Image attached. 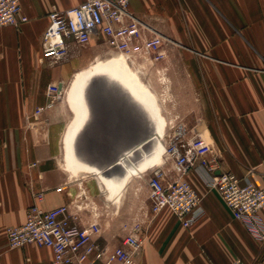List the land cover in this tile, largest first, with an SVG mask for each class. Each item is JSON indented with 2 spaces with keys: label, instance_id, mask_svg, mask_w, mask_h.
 Returning a JSON list of instances; mask_svg holds the SVG:
<instances>
[{
  "label": "crops",
  "instance_id": "1",
  "mask_svg": "<svg viewBox=\"0 0 264 264\" xmlns=\"http://www.w3.org/2000/svg\"><path fill=\"white\" fill-rule=\"evenodd\" d=\"M82 2L20 0L28 21L18 28H0V264H52L49 248L10 249L6 242V228L24 223L32 191L44 193L43 210L73 203L85 207L69 212L77 215L69 220L78 227L87 226L93 213L109 210L98 206L99 195L86 182L89 174L72 175L63 167V135L72 114L63 102L47 97L86 69L90 54L70 42L65 60H41L48 14ZM127 11L145 37L164 39L166 56L153 66L156 72L168 71L172 102L186 104L184 114L175 117L199 120L194 133L218 153L213 175L249 176L263 187L264 0H129ZM98 37L89 45H96ZM94 87L89 119L74 150L82 163L104 168L129 149L130 135L139 134L137 124L139 117L143 124L144 114L119 88L103 82ZM38 108L41 115L27 127L25 114ZM33 162L37 166L29 168ZM171 165L168 161V170ZM185 179L202 198L203 216L185 229L168 209L150 217L149 205L136 207L134 219L145 223L137 264H229L237 259L264 264V244L232 218L206 185L205 172L196 164ZM259 215L264 221V208ZM101 228L102 245L113 249L122 244L126 234L115 238L107 227Z\"/></svg>",
  "mask_w": 264,
  "mask_h": 264
},
{
  "label": "built area",
  "instance_id": "2",
  "mask_svg": "<svg viewBox=\"0 0 264 264\" xmlns=\"http://www.w3.org/2000/svg\"><path fill=\"white\" fill-rule=\"evenodd\" d=\"M128 3L129 0H83L64 11H51L41 39V60L53 63L65 60L70 42L85 45L93 36H99L105 40L110 52L123 56L131 64L135 61L151 65L160 62L166 56L162 49L164 39L159 35L145 37L140 23L127 11ZM27 21L21 13L20 0H0V28H18ZM63 91L57 86L47 97L52 102L59 99ZM42 111L38 108L26 113V126L30 127ZM218 157L197 132L186 139L171 140L165 147L161 166L149 169V216L154 217L168 209L185 229L203 216L202 198L185 179L190 168L197 164L208 176L206 185L219 195L232 218L241 223L254 240L264 244V221L259 215L264 208V186L255 185L249 176L238 178L225 172L214 176L218 170ZM167 161L172 164L170 170L164 168ZM36 166L33 162L29 168ZM31 197L32 204L25 212L24 223L5 230L10 249L26 245L49 248L53 254L52 264H137L143 244V220L134 219L122 244L108 249L98 241L102 228L97 213L91 215L92 220L87 226L78 227L70 224L69 219L75 220L77 215L70 216L69 212L71 209L82 212L85 207L81 204L43 210L40 204L44 193L32 191ZM91 210L96 211L95 208ZM149 216H145L147 221ZM229 264L244 263L237 259Z\"/></svg>",
  "mask_w": 264,
  "mask_h": 264
},
{
  "label": "bare ground",
  "instance_id": "3",
  "mask_svg": "<svg viewBox=\"0 0 264 264\" xmlns=\"http://www.w3.org/2000/svg\"><path fill=\"white\" fill-rule=\"evenodd\" d=\"M130 69L132 68L128 61L121 55L96 62L90 68L77 73L66 92L67 106L73 117L63 135V167L72 175L77 176L82 173L95 176L103 187L105 196L113 204L120 202V198L132 178L151 168L161 166L165 152L162 136L165 132L166 121L161 114L160 102L152 87H148L141 81L139 74L133 70L131 72ZM95 77H105L127 91L130 99L143 110L145 118L149 122L151 133L148 136L150 138L148 143L153 142V144L148 153L137 147L136 151H139L143 156V159L137 163L132 162L134 153L131 150L119 159L118 164L123 172L121 177L103 176L96 168L79 161L75 155L74 144L88 114L84 100V88L88 80Z\"/></svg>",
  "mask_w": 264,
  "mask_h": 264
},
{
  "label": "rangeland",
  "instance_id": "4",
  "mask_svg": "<svg viewBox=\"0 0 264 264\" xmlns=\"http://www.w3.org/2000/svg\"><path fill=\"white\" fill-rule=\"evenodd\" d=\"M82 48V52L89 53V62L86 66V69L90 68L96 62L103 61L109 59L113 56H117L119 54L110 52L106 45L105 40L102 37L97 38L96 45H89V43L85 45H80ZM129 63V62H128ZM130 67L133 71L137 72L141 78V81L144 83L150 84L155 93H157L158 101L160 102V110L161 114L164 117L166 124H165V132L162 136V143L164 147H166L171 140L175 138H189L194 135L195 128L199 125V120L196 119H188V118H176L175 115H183L185 112L184 103H175L172 102V89L170 87V80L168 71L161 70L160 72H156V67L151 65L149 62L145 61H135L133 64L129 63ZM148 66V67H147ZM84 69V70H86ZM82 70V71H84ZM81 72V71H80ZM79 73V72H77ZM75 73V75L77 74ZM67 82L64 88V91L59 99L56 102H63L67 105L66 102V92L73 80ZM103 79H99V82H103ZM148 85V87L150 86ZM150 86V87H151ZM68 107V106H67ZM71 112V111H70ZM72 114V113H71ZM71 117L70 113L68 115V119ZM73 117V114H72ZM72 119V118H71ZM71 121V120H70ZM70 123V122H69ZM149 122L147 119H144L142 124L141 119L139 117V122L137 127L139 129V134L130 135V145L136 140V138H140L142 133L147 137L151 131L149 128ZM181 132L180 137L178 134ZM153 142L146 144L143 147V151L148 153L151 145ZM143 158L141 154L138 152L134 155L132 159L133 163H137ZM164 160V156H163ZM168 162V161H167ZM166 162V164H167ZM166 164L164 168H166ZM150 175V170L141 173L140 175L132 178L129 183L127 184L126 189L124 190V194H122L120 198V202L118 204H113L106 196L103 187L101 186L99 180L92 175H87L86 182L91 186H94L96 192L99 195L98 206H102L103 208H109L101 210L97 212L99 218V223L105 228H108L110 233L115 235V238H119L121 234H126L127 230L133 223V219L135 217L134 210L136 207H146L149 205L148 198V178ZM97 208H95L96 210ZM96 212V211H95Z\"/></svg>",
  "mask_w": 264,
  "mask_h": 264
},
{
  "label": "water",
  "instance_id": "5",
  "mask_svg": "<svg viewBox=\"0 0 264 264\" xmlns=\"http://www.w3.org/2000/svg\"><path fill=\"white\" fill-rule=\"evenodd\" d=\"M99 79H103V83L104 84H107L109 86H115L117 88H119L123 94H125L128 99H129V102H130V105H133L135 106L139 112L143 113V110H141V108H139L135 103H133V101L130 99L129 97V94L127 93V91H125L123 88L119 87L117 84L113 83V82H110L109 80H107L105 77H95L93 79H89L85 88H84V100H85V103H86V107H87V111H88V114H87V117H86V120L84 122V124L88 121L89 119V110H88V99H89V96L90 94H92V92H94V90L96 89L94 87V85L98 84L99 82ZM97 82V83H96ZM62 88V84H59L58 85V89H61ZM144 119H145V114H144ZM132 120V119H131ZM148 121V120H147ZM149 136V135H148ZM148 136L146 137L143 133V136L141 135V137L139 138V141L138 142H133L131 145H129V149L122 152L118 157H116L110 164L109 166L107 167H104V168H96V167H93V168H96L97 170H99L100 174L103 175V176H106V177H112V178H115V177H121L123 172L119 166V159L120 158H123V156L127 155L128 152L131 150L132 153H134V155L136 153H138L139 151H136L137 150V147H140L143 149V147L148 144L150 138H148ZM136 151V152H135ZM140 153V152H139ZM75 155H76V158H79V155L78 153L75 151ZM134 158V156L132 157V159ZM143 159V158H142Z\"/></svg>",
  "mask_w": 264,
  "mask_h": 264
},
{
  "label": "flooded vegetation",
  "instance_id": "6",
  "mask_svg": "<svg viewBox=\"0 0 264 264\" xmlns=\"http://www.w3.org/2000/svg\"><path fill=\"white\" fill-rule=\"evenodd\" d=\"M143 82V81H142ZM145 84H147V83H145ZM148 85H150V84H148ZM151 86V85H150ZM152 87V86H151ZM153 89V88H152ZM154 90V89H153Z\"/></svg>",
  "mask_w": 264,
  "mask_h": 264
}]
</instances>
